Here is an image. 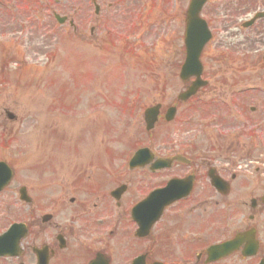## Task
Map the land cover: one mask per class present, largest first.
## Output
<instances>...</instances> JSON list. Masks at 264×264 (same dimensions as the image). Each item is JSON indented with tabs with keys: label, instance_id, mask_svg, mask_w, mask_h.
I'll list each match as a JSON object with an SVG mask.
<instances>
[{
	"label": "flooded vegetation",
	"instance_id": "obj_1",
	"mask_svg": "<svg viewBox=\"0 0 264 264\" xmlns=\"http://www.w3.org/2000/svg\"><path fill=\"white\" fill-rule=\"evenodd\" d=\"M137 1L82 0L81 14L93 34L108 8L124 13L123 2ZM189 2L173 0L178 34L169 30L182 62ZM200 17L210 35L200 51L207 84L180 100L194 78L183 82L173 121L162 105L155 124L175 123L182 141L150 142L152 153L133 165L132 153L106 160L98 149L68 148L49 126L57 213L50 221L1 215L0 235L15 222L26 231L18 243L0 242V264H264V0H206ZM76 19L67 20L75 33ZM137 27L131 21L121 30L126 46ZM11 148L0 138V161L9 164ZM15 176L0 190V209L13 205L5 194ZM169 183L165 196L143 202Z\"/></svg>",
	"mask_w": 264,
	"mask_h": 264
},
{
	"label": "rangeland",
	"instance_id": "obj_2",
	"mask_svg": "<svg viewBox=\"0 0 264 264\" xmlns=\"http://www.w3.org/2000/svg\"><path fill=\"white\" fill-rule=\"evenodd\" d=\"M147 1L123 2L124 13L108 8L98 22L90 20L97 22L91 34L82 0H0V138L12 147L7 161L16 173L5 194L13 205L0 216L57 213L49 126L64 135L66 147L98 149L106 160L150 142L175 147L182 141L173 122L144 129V108L171 105L186 85L176 75L180 43L168 41L169 30L178 34L180 12L172 7L168 17L165 1L151 0L149 13ZM54 13L80 18L77 33L67 21L56 24ZM131 21L138 27L126 46L119 37ZM213 80L221 83L220 76ZM20 187L30 204L19 200Z\"/></svg>",
	"mask_w": 264,
	"mask_h": 264
},
{
	"label": "water",
	"instance_id": "obj_3",
	"mask_svg": "<svg viewBox=\"0 0 264 264\" xmlns=\"http://www.w3.org/2000/svg\"><path fill=\"white\" fill-rule=\"evenodd\" d=\"M204 0H193V3L190 5L188 11V17H187V36L185 43L187 45V58L185 60V63L181 69V77L186 80L190 75L196 76V82L193 83V87H191L182 97L186 98L189 94L194 93L197 86L202 84L199 80L200 76V70H201V64H199L198 57L199 52L206 41V36L203 31V22L200 21L198 18L199 9L202 6ZM158 106H155L153 108H148L145 111V120L147 122V128L151 127L152 124L155 122L156 114L158 112ZM143 150L137 151L136 156L144 155ZM1 172V171H0ZM4 178V183L8 182L11 177V171L8 169L5 173L1 174ZM2 184L0 183V186ZM21 228L19 225H14L11 227V230L8 232V234H11L12 232H17V228ZM18 240L17 238H15Z\"/></svg>",
	"mask_w": 264,
	"mask_h": 264
}]
</instances>
